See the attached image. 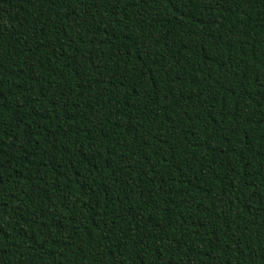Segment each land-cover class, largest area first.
I'll return each mask as SVG.
<instances>
[{
	"label": "trees",
	"instance_id": "16d2710c",
	"mask_svg": "<svg viewBox=\"0 0 264 264\" xmlns=\"http://www.w3.org/2000/svg\"><path fill=\"white\" fill-rule=\"evenodd\" d=\"M0 264H264V0H0Z\"/></svg>",
	"mask_w": 264,
	"mask_h": 264
}]
</instances>
